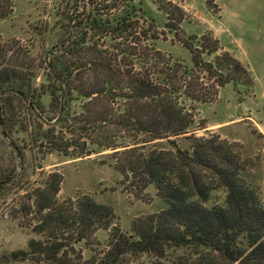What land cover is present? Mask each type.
Wrapping results in <instances>:
<instances>
[{
    "label": "trees",
    "instance_id": "16d2710c",
    "mask_svg": "<svg viewBox=\"0 0 264 264\" xmlns=\"http://www.w3.org/2000/svg\"><path fill=\"white\" fill-rule=\"evenodd\" d=\"M78 6L67 14L70 37L50 51L40 83L28 53L0 44V144L8 147L0 155V190L17 178L16 166L25 168L27 148L78 156L95 145L113 149L102 153L104 161L132 187L153 184L165 207L133 219L130 232L113 227L101 255L83 258L76 245L109 227L112 208L86 194L58 201L59 173L49 172L26 194L39 237L0 264L27 257L48 264H264V200L240 176L235 143L188 133L193 104L210 102L228 82L251 80L247 69L227 52L216 54V40L205 36L178 39L190 64L147 45L157 36L140 27L132 0ZM214 189L224 190L222 203L205 205Z\"/></svg>",
    "mask_w": 264,
    "mask_h": 264
},
{
    "label": "rangeland",
    "instance_id": "374dc122",
    "mask_svg": "<svg viewBox=\"0 0 264 264\" xmlns=\"http://www.w3.org/2000/svg\"><path fill=\"white\" fill-rule=\"evenodd\" d=\"M96 2L0 0V44L11 46L8 53H28L30 61L36 64L35 82L40 83L50 51L70 37L72 22L68 21L67 14H71L74 3L80 11L83 4L87 10ZM132 3L140 8L135 14L140 27H149V33L157 36L147 38L144 43L161 50L172 60L190 64V54L178 39L205 36L210 41L216 40V54L227 52L247 69L251 80L239 81L236 85L228 82L218 88L210 102L193 104L194 122L188 133L204 137L216 134L234 142L242 161L240 176L264 200V0H132ZM167 21L175 23L177 28L164 26ZM92 33L91 37L101 41V36ZM213 56L204 57L212 59ZM156 141L165 144V139ZM88 150L70 156L57 151L43 153L25 149V168L20 172L16 166L17 178L0 190V260L11 251L26 250L28 240L39 237L31 230L35 223L30 212L35 207L33 197L28 198L26 194L41 186L52 171L59 173L55 193L58 201H74L86 194L112 208L109 227L97 229L90 242L76 245L83 258L101 255L113 227L130 232L133 219L165 207L153 184L143 190L134 188L129 176L126 178L104 161L102 153L113 149L89 145ZM7 154L8 147L0 144V155ZM11 161L17 163L14 159ZM11 161L5 159L2 164ZM224 193L223 189L210 191L205 205L222 203ZM140 258L146 262L145 256ZM5 264L48 263L27 257Z\"/></svg>",
    "mask_w": 264,
    "mask_h": 264
}]
</instances>
